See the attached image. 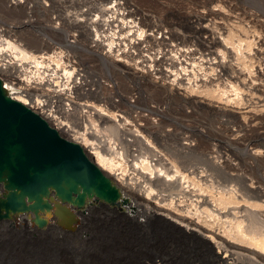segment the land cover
<instances>
[{
	"label": "bare ground",
	"instance_id": "6f19581e",
	"mask_svg": "<svg viewBox=\"0 0 264 264\" xmlns=\"http://www.w3.org/2000/svg\"><path fill=\"white\" fill-rule=\"evenodd\" d=\"M13 2L18 7H6L7 10L21 12L27 17L26 1ZM120 5L118 0H109L100 6L102 15L98 14L92 23L97 37L93 42L98 49L84 48L83 44L78 50L89 49L114 71L116 68L131 70L129 66L133 62L138 65L143 61L151 70L155 57L143 56L141 45L146 42L147 47H155L159 43L140 23L132 19L127 21L120 13ZM149 22L155 23L153 19ZM40 26L48 28L45 24L40 23ZM53 35L65 42L60 35ZM103 40L104 45L99 43ZM57 44L42 41L41 47L27 45L23 48L4 38L0 29V78L16 100L42 115L62 136L80 144L114 181L122 195L132 200V204L125 201L130 205L127 208H134L137 213L130 222L143 230L149 242L137 264H264V151L239 149L237 137L232 140L220 138V148L209 150L202 146L195 148L190 142L192 136L181 145L179 141L183 138L165 134L149 123L128 128L129 121L125 116L90 101L91 98L103 101L108 97L92 87L80 65L72 63L69 53L56 47ZM233 44L231 36L224 38L225 51ZM73 46L68 41L67 47L72 49ZM185 51L189 52L182 48L180 53L173 54L170 66L174 70L171 74L160 72L162 75L157 79H167L172 90L181 91L183 87L185 92L187 90L186 96L195 97L188 90L197 92L193 87L197 63L183 65L180 56ZM137 57L143 60L138 61ZM192 65L193 70L189 69ZM191 72L194 77H190ZM132 75L131 81L139 78L137 81L151 84L143 73L134 71ZM183 75L187 77L183 78ZM91 82L98 84L99 80L93 78ZM161 89L165 98L173 97L167 88L156 87L154 91ZM252 89L260 93V100L264 102V90L258 84ZM205 100L198 101L206 104ZM116 103L113 101L112 106ZM125 107L134 106L129 102ZM99 126H103L109 135L101 132ZM98 208L109 209L105 205H90L85 212L77 213L79 220L68 232L81 237L87 230L85 223L90 214ZM130 212L128 216L131 217ZM48 224L46 231H39L26 216H22L2 223L0 227L26 226L29 232L36 234L61 232L53 221Z\"/></svg>",
	"mask_w": 264,
	"mask_h": 264
},
{
	"label": "rangeland",
	"instance_id": "374dc122",
	"mask_svg": "<svg viewBox=\"0 0 264 264\" xmlns=\"http://www.w3.org/2000/svg\"><path fill=\"white\" fill-rule=\"evenodd\" d=\"M6 1L0 0L3 37L23 48L27 45L41 47L42 41L57 42L56 47L69 53L72 63L80 65L92 87L108 97L103 101L98 98L90 101L125 116L128 128L149 123L165 134L183 138L179 141L181 145L192 136L190 142L195 148L202 146L209 150L220 148V138L237 137L239 149L264 151V102L260 100V93L252 89L258 84L264 90V0H118L120 13L126 20L140 23L159 44L155 47H147L146 42L141 45L143 56L155 57L151 70L143 61L138 65L133 62L129 66L131 70L116 68L117 71L110 64L104 65L89 49L78 50L83 44L84 48L98 49L93 42L97 37L92 23L98 14L102 15L100 6L109 0H23L28 7L27 17L21 12L8 11L6 7L15 9L18 4L13 0L6 4ZM150 19L155 23L151 24ZM40 23L48 28L44 29ZM54 33L65 38V42L55 39ZM227 36H231L234 43L229 51L223 47ZM102 37L104 39L103 34ZM104 40L99 43L104 45ZM68 41L75 47L68 48ZM182 48L189 50L180 56L183 65L197 63V67H189L196 71L193 87L197 92L188 91L200 98L186 96L187 90L185 92L183 87L181 91L172 90L167 79H157L162 75L160 72L171 74L174 69L170 58ZM134 71L147 75L154 85L137 81L139 78L131 81ZM191 73L190 77L194 72ZM92 77L99 83L91 82ZM156 87L167 88L173 97L168 100L162 89L154 91ZM199 99H206L208 104ZM113 101L117 102L116 107L112 106ZM129 102L133 108L125 107ZM98 128L109 135L103 126ZM122 201L132 204L128 197L123 196ZM93 205L100 204L94 202ZM129 206L122 202L118 208L108 206L109 209L94 210L81 237L64 230L36 234L29 232L26 226L0 227V264H137L149 242L143 230L130 222L137 213L134 208H127Z\"/></svg>",
	"mask_w": 264,
	"mask_h": 264
},
{
	"label": "water",
	"instance_id": "95a60500",
	"mask_svg": "<svg viewBox=\"0 0 264 264\" xmlns=\"http://www.w3.org/2000/svg\"><path fill=\"white\" fill-rule=\"evenodd\" d=\"M118 186L78 143L16 100L0 78V224L26 216L39 231H72L93 203L120 207Z\"/></svg>",
	"mask_w": 264,
	"mask_h": 264
}]
</instances>
